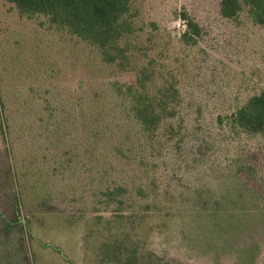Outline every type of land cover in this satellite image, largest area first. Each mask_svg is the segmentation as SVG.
Masks as SVG:
<instances>
[{
  "label": "rangeland",
  "instance_id": "obj_1",
  "mask_svg": "<svg viewBox=\"0 0 264 264\" xmlns=\"http://www.w3.org/2000/svg\"><path fill=\"white\" fill-rule=\"evenodd\" d=\"M221 1L131 0L121 65L0 0V264H101L120 237L166 264H264V133L227 120L264 91V26ZM143 69L179 92L153 137L120 95Z\"/></svg>",
  "mask_w": 264,
  "mask_h": 264
},
{
  "label": "trees",
  "instance_id": "obj_2",
  "mask_svg": "<svg viewBox=\"0 0 264 264\" xmlns=\"http://www.w3.org/2000/svg\"><path fill=\"white\" fill-rule=\"evenodd\" d=\"M14 4L26 15H43L50 23L67 30L71 35L95 46L101 51L107 64H129V50L122 46V40L132 34L133 26L129 22L131 0H4ZM247 7L255 24L264 26V0H222L221 15L235 19L243 8ZM187 14L184 20L188 21ZM184 38L188 43L196 42L200 36V27L195 21L187 24ZM190 35V36H189ZM148 69L139 72L135 85H121V96L128 101L129 113L141 127L143 134L155 136L166 122L176 117L178 89L174 84L152 80ZM152 84V85H151ZM227 120L250 134L264 133V91L251 97ZM122 188L115 189L109 196L116 200ZM116 198V199H115ZM120 199V198H118ZM118 205H124L119 200ZM124 209V208H123ZM121 219L125 212H121ZM105 224L110 219L99 218ZM143 220V218L141 219ZM101 264H166L153 251L139 252L124 238H116L115 243L107 246Z\"/></svg>",
  "mask_w": 264,
  "mask_h": 264
}]
</instances>
